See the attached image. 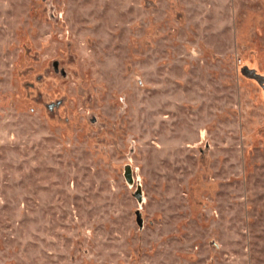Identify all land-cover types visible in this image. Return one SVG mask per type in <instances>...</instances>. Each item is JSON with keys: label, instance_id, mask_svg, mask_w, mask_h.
<instances>
[{"label": "rangeland", "instance_id": "obj_1", "mask_svg": "<svg viewBox=\"0 0 264 264\" xmlns=\"http://www.w3.org/2000/svg\"><path fill=\"white\" fill-rule=\"evenodd\" d=\"M0 264H264V0H0Z\"/></svg>", "mask_w": 264, "mask_h": 264}, {"label": "water", "instance_id": "obj_2", "mask_svg": "<svg viewBox=\"0 0 264 264\" xmlns=\"http://www.w3.org/2000/svg\"><path fill=\"white\" fill-rule=\"evenodd\" d=\"M125 177H126V179H127L129 184H133L134 183L133 170H132L131 165H127L126 171H125ZM135 195H136V197L138 198L139 201H142L141 189H138ZM138 220H139L140 225H142V221H141V218H140V213H138Z\"/></svg>", "mask_w": 264, "mask_h": 264}]
</instances>
